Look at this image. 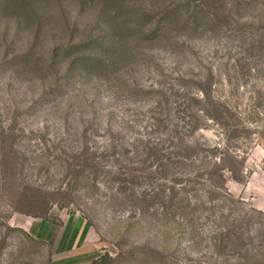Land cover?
<instances>
[{"label": "rangeland", "instance_id": "374dc122", "mask_svg": "<svg viewBox=\"0 0 264 264\" xmlns=\"http://www.w3.org/2000/svg\"><path fill=\"white\" fill-rule=\"evenodd\" d=\"M0 264H264V0H0Z\"/></svg>", "mask_w": 264, "mask_h": 264}]
</instances>
